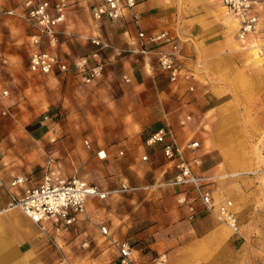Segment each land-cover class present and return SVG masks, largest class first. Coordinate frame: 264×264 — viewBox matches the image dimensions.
Masks as SVG:
<instances>
[{"label":"crops","instance_id":"crops-1","mask_svg":"<svg viewBox=\"0 0 264 264\" xmlns=\"http://www.w3.org/2000/svg\"><path fill=\"white\" fill-rule=\"evenodd\" d=\"M79 1L94 9L105 0ZM258 14L260 32L248 38V46L262 53L264 5ZM73 16L69 12V20ZM84 17L85 23L79 22L83 33L107 47L64 34L56 46L37 50L65 61L99 52L91 62L104 63L101 80L85 85L81 76L70 75L57 80L55 87L66 96L80 90L88 93L87 122L76 128L91 131L92 151L86 155L78 142L76 157L81 162L84 152L93 167L115 164L106 172L111 183L94 185L110 194L104 200L90 198L86 216H78L67 230H51L57 245L49 242L31 218L12 207L10 193L20 196L40 185L42 180L35 182L33 170L45 168L50 160L61 169L54 158L58 155L54 137L72 126L61 128L48 117L36 123H0V264H121L117 242L129 245L133 264H154L163 253L169 264H264V139L251 146L244 134L245 112L237 106L239 93L234 92L243 77L240 28L222 0H135L134 8L125 7L117 20L104 17L94 22L90 12ZM141 32L147 36L168 32L181 49L178 63L194 72L191 81L171 82L158 65L157 53L170 51L172 44L163 41L144 47ZM12 42L0 46V51L9 60L12 83L19 88L18 53L23 47ZM144 48L148 56L141 53ZM187 116L191 121L182 126ZM169 126L184 158L191 164L199 160L200 165L192 166L193 173L210 179L205 187L215 204L233 202L240 234L208 211L191 186L168 185L179 172L180 160L165 158L164 144L147 142ZM195 142L199 148L188 149ZM61 151L65 161L75 157L74 152ZM101 151L105 161L98 157ZM17 178L25 182L11 187ZM123 185L129 190L121 192ZM181 195L188 204L178 202Z\"/></svg>","mask_w":264,"mask_h":264},{"label":"built area","instance_id":"built-area-1","mask_svg":"<svg viewBox=\"0 0 264 264\" xmlns=\"http://www.w3.org/2000/svg\"><path fill=\"white\" fill-rule=\"evenodd\" d=\"M224 7L230 15L237 21L240 31L238 38L241 42H247L250 36L260 32L261 17L258 14L264 0H222ZM135 0H105L104 3L93 9V18L96 21L107 17L111 20L119 19L125 7L134 8ZM68 0H57L52 3L51 0H23L21 4L22 12L27 19L29 25L39 32V35L32 37V43L39 45L41 36L48 38L51 46L58 44V28L65 22L66 9ZM8 15H14V10L6 12ZM141 43L145 47L148 44H156L159 42L171 43L170 51H160L157 53V61L160 69L168 74L171 82L178 83L180 81L189 82L194 76L193 71L184 70L178 63L181 56V49L178 44L172 42V38L168 32L147 36L144 32L139 34ZM94 46L103 48L108 45L98 38H91ZM38 47V46H37ZM141 53L148 56L149 52L144 48ZM99 52H95L91 57L83 56L76 58L72 62H67L60 58L57 54L50 52L35 51L30 58V71L44 75L60 73L65 76L74 70L82 76L83 82L93 84L103 77L105 65L99 61L92 64L91 59H98ZM9 65L8 58L0 51V66ZM197 69H201L202 65H196ZM190 91H194V87H190ZM9 92L3 91L0 96H7ZM48 119V118H46ZM191 121V116H187L180 123L185 126ZM169 139L167 142L166 140ZM149 145L156 143L164 144L163 153L169 161L179 159L177 166L178 174L169 186H191L195 192L196 199L200 201L204 207L215 212L219 221L227 225L234 234H240L238 218L234 212V204L232 201H224L216 205L213 194L205 187V182L209 178L197 177L194 175L192 166L200 165L199 160H194L193 164L189 163L183 156V149L179 146L173 130L169 127L162 129L153 134L148 142ZM87 147H90L86 141ZM199 148V143L195 142L188 145V149L195 150ZM101 160H105L107 156L103 151L98 153ZM146 160V158H144ZM23 178H17L11 184V187H17L23 184ZM0 179V186H2ZM129 188L123 185L121 192L128 191ZM110 193L102 191L99 187L89 185L87 182L78 179L63 178L62 172L53 167L50 160L46 167L44 177L40 185L25 189L18 196L10 193L12 207L20 209L26 216L31 218L39 227L41 234L51 243L56 244V238L51 230L64 231L71 228L76 222L78 216H86L87 202L90 198H99L104 200ZM180 204H188L185 195L179 197ZM194 212V207H189ZM104 235H108L107 228H101ZM120 251L121 264H133L131 261V248L127 243H115ZM154 264H169V258L166 253L158 255L154 260ZM67 264V263H66Z\"/></svg>","mask_w":264,"mask_h":264},{"label":"rangeland","instance_id":"rangeland-1","mask_svg":"<svg viewBox=\"0 0 264 264\" xmlns=\"http://www.w3.org/2000/svg\"><path fill=\"white\" fill-rule=\"evenodd\" d=\"M22 1L0 0V46H12V41L15 40L14 46L23 47L18 53L19 65L17 74L22 80L19 88L12 83L13 77L8 71L9 67H4V70L0 68V94L6 90L9 92V95L5 97L0 96V123H36L48 117L50 120L52 119L51 123H57L61 125V128L63 125L68 126L66 128L72 126V129L58 131V134L55 133L57 135L54 137V149L55 153L58 154L54 158L57 163L61 162L59 164H62L63 178L69 180L75 177L93 186L96 184H109L112 180L109 179L107 173L114 169L115 164L109 166L107 163L102 162L96 165V167H93V164L90 165L91 163L88 161L89 157L86 155L92 151L91 131L76 128L80 124L85 126L87 122L86 107L88 103L85 98L88 97V93L80 90L79 92H71L70 95L66 96L61 87H55L58 84L57 80L64 81L70 75L76 76L79 74L74 70L65 76L60 73L44 75L30 71L29 65L33 50L46 52L42 48L46 49L47 46L51 47V45L46 36H41V42L37 45L38 47L43 46L41 50H37V46L32 43V37L39 35V32L37 30L33 31V28L25 18L21 8ZM56 1L51 0L52 3H56ZM79 2V0H68L65 22L58 28V31H60L58 37L62 38L65 34L91 43V37L83 33L80 26L82 23H85L82 22L84 21L85 13L88 14L90 12V19L94 22L96 21L93 18V8L90 3L85 2L84 5H80ZM9 10H14L15 14H6ZM72 11L74 16L69 20L68 14ZM79 22L81 23L80 25ZM73 25L74 27H72ZM67 32H70V34ZM240 44L243 48V54L239 58L244 63L242 67L243 77L238 79V88L232 89H236L234 91L236 94L239 93L238 98H236L237 106L245 112L242 115L243 123L245 124V137L251 146H254L264 139V52L261 53L258 47L248 46V40L244 43L240 41ZM72 61L68 60L67 62ZM5 132L8 133L7 131L3 133ZM11 133L17 134L19 131H12ZM86 141L89 142L90 147H87L85 144ZM78 142L81 144L84 152H86V155L82 152L81 162L76 157ZM61 150H69L70 153L74 152L75 157L73 159H77V161L68 159L66 162ZM44 171L45 168L42 167L33 170V179L35 182L43 179ZM99 172L102 173L101 178L96 177Z\"/></svg>","mask_w":264,"mask_h":264}]
</instances>
